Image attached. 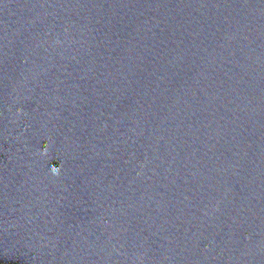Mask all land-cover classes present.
<instances>
[{
  "label": "water",
  "instance_id": "1",
  "mask_svg": "<svg viewBox=\"0 0 264 264\" xmlns=\"http://www.w3.org/2000/svg\"><path fill=\"white\" fill-rule=\"evenodd\" d=\"M0 264H264V0H0Z\"/></svg>",
  "mask_w": 264,
  "mask_h": 264
}]
</instances>
